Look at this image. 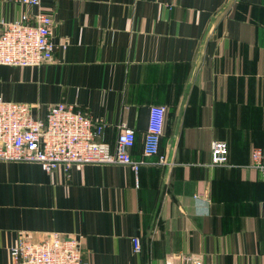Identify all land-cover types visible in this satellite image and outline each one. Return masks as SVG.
Returning a JSON list of instances; mask_svg holds the SVG:
<instances>
[{"label": "crops", "instance_id": "1", "mask_svg": "<svg viewBox=\"0 0 264 264\" xmlns=\"http://www.w3.org/2000/svg\"><path fill=\"white\" fill-rule=\"evenodd\" d=\"M54 19V58L0 64V99L37 118L71 103L108 124L115 145L133 127L143 155L153 106H165L159 155L138 174L88 164L46 172L0 161V264L24 235H81L89 264H264V0H41ZM37 7L0 0V21ZM66 44L65 48H62ZM229 147L212 164V144ZM140 237L141 252L133 239Z\"/></svg>", "mask_w": 264, "mask_h": 264}, {"label": "built area", "instance_id": "2", "mask_svg": "<svg viewBox=\"0 0 264 264\" xmlns=\"http://www.w3.org/2000/svg\"><path fill=\"white\" fill-rule=\"evenodd\" d=\"M37 7L34 19L23 13L19 19L0 21V64L15 67L41 66L54 58V19L42 9L41 0H5ZM63 44L62 48H65ZM28 103L0 99V161L35 162L48 173L58 168L82 169L88 164L127 165L138 174L141 167L158 156V164L168 162L159 155L165 106H153L146 133L143 155L136 159L132 148L136 141L133 127L123 125L114 146L105 140L108 124L71 103L59 102L47 107L45 118H37ZM228 144L214 141L212 164L228 163ZM251 167L264 176V149L252 152ZM264 210V203H263ZM81 235H61L56 231L39 240L28 235L12 248L15 264H89L81 250ZM134 249L141 252L140 237L133 239ZM187 264H204V255L192 253ZM149 264L163 263L156 259Z\"/></svg>", "mask_w": 264, "mask_h": 264}, {"label": "trees", "instance_id": "3", "mask_svg": "<svg viewBox=\"0 0 264 264\" xmlns=\"http://www.w3.org/2000/svg\"><path fill=\"white\" fill-rule=\"evenodd\" d=\"M228 160H229V157H228Z\"/></svg>", "mask_w": 264, "mask_h": 264}]
</instances>
